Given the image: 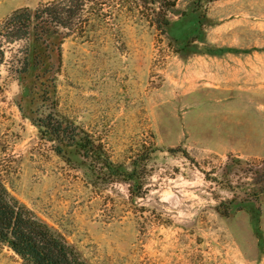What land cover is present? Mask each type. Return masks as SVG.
<instances>
[{"label":"rangeland","instance_id":"obj_1","mask_svg":"<svg viewBox=\"0 0 264 264\" xmlns=\"http://www.w3.org/2000/svg\"><path fill=\"white\" fill-rule=\"evenodd\" d=\"M55 1L0 0V28ZM172 1L166 34L141 0L87 1L61 62L38 47L27 70L32 39L0 36V179L85 264H264V0ZM80 131L138 166L139 197Z\"/></svg>","mask_w":264,"mask_h":264},{"label":"trees","instance_id":"obj_2","mask_svg":"<svg viewBox=\"0 0 264 264\" xmlns=\"http://www.w3.org/2000/svg\"><path fill=\"white\" fill-rule=\"evenodd\" d=\"M87 1L93 0H57L45 5L36 11L24 9L15 12L7 21L3 28H0V36L10 42L16 40L29 39L30 44L25 51L23 70L29 67V57L33 52L38 51V47L57 53L59 61L62 59V43L66 38L63 37L62 30H73V23L81 14L85 12ZM133 1V0H131ZM140 1V0H135ZM146 11H151L153 16L152 23L166 34L170 26L169 12L175 7V1L162 0L160 7H149V0H141ZM170 2L166 6V2ZM101 6L100 10H103ZM69 34V33H68ZM32 37V38H31ZM2 43L0 42V55L3 56ZM45 133L49 136H61V126L47 123ZM70 142L75 148L83 152L84 157L94 159L96 164L103 165V169L115 176L116 180H122L129 184L130 192L133 197L140 196L141 181L138 177V166L133 164L131 167H118L110 160H101L103 157L101 145H97L92 138L83 131L74 133ZM61 154V150H59ZM94 163V164H95ZM93 166V165H92ZM95 168V167H94ZM264 176V169L257 171L256 174ZM264 193V189L259 191ZM251 196L248 199L258 198L260 194ZM234 199L229 202L221 203L218 212L229 217L232 213ZM0 244L8 247L18 255L24 264H85L78 253L58 232L54 231L49 225L37 217V215L13 197L5 183L0 179Z\"/></svg>","mask_w":264,"mask_h":264},{"label":"water","instance_id":"obj_3","mask_svg":"<svg viewBox=\"0 0 264 264\" xmlns=\"http://www.w3.org/2000/svg\"><path fill=\"white\" fill-rule=\"evenodd\" d=\"M59 144V142L57 141V145Z\"/></svg>","mask_w":264,"mask_h":264}]
</instances>
